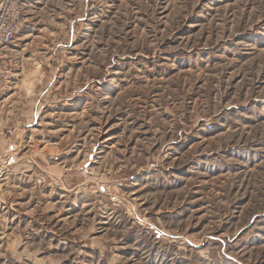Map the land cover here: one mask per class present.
<instances>
[{"label":"rangeland","instance_id":"374dc122","mask_svg":"<svg viewBox=\"0 0 264 264\" xmlns=\"http://www.w3.org/2000/svg\"><path fill=\"white\" fill-rule=\"evenodd\" d=\"M21 13L0 264H264V0Z\"/></svg>","mask_w":264,"mask_h":264},{"label":"built area","instance_id":"2783aa9c","mask_svg":"<svg viewBox=\"0 0 264 264\" xmlns=\"http://www.w3.org/2000/svg\"><path fill=\"white\" fill-rule=\"evenodd\" d=\"M24 0H0V55L4 47L14 42L18 36L23 22L21 4ZM1 62H0V87H2ZM5 122L0 120V136H4ZM7 144L5 139L0 141V146ZM11 152L0 150V178L11 176L15 167L22 168L19 162L12 161Z\"/></svg>","mask_w":264,"mask_h":264},{"label":"crops","instance_id":"0c3cea01","mask_svg":"<svg viewBox=\"0 0 264 264\" xmlns=\"http://www.w3.org/2000/svg\"><path fill=\"white\" fill-rule=\"evenodd\" d=\"M19 126H20V125H19ZM15 132H21V130L18 129V130L16 131V128H15ZM10 133H12V132H10ZM4 139H5V141L7 142V144L3 143V145L0 146V150L3 151V152L6 151V150H8V151L10 150V147H9V145H8V144H9V143H8V141H9L8 139H9V138L7 137V133H6L4 136H0V141H1V140L3 141ZM18 165L20 166L21 163H19Z\"/></svg>","mask_w":264,"mask_h":264}]
</instances>
